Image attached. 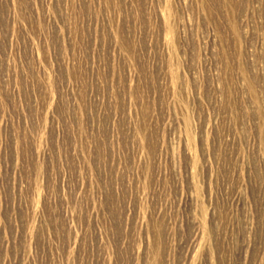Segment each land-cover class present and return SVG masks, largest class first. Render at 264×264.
<instances>
[{"label": "rangeland", "instance_id": "374dc122", "mask_svg": "<svg viewBox=\"0 0 264 264\" xmlns=\"http://www.w3.org/2000/svg\"><path fill=\"white\" fill-rule=\"evenodd\" d=\"M0 264H264V0H0Z\"/></svg>", "mask_w": 264, "mask_h": 264}]
</instances>
